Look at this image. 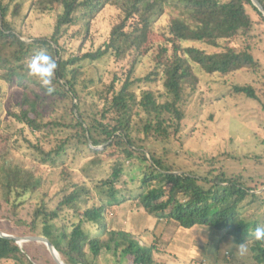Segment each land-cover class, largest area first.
<instances>
[{
	"label": "trees",
	"instance_id": "1",
	"mask_svg": "<svg viewBox=\"0 0 264 264\" xmlns=\"http://www.w3.org/2000/svg\"><path fill=\"white\" fill-rule=\"evenodd\" d=\"M259 1L264 6V0ZM26 3L34 12L52 14L51 34L25 38L19 31L18 20L23 22L26 17ZM106 5L119 9L108 38L96 49L80 52V46V53L68 51L62 42L65 34L73 29V34L85 40ZM249 7L264 21L253 0H0V81L24 91L21 110L15 116L36 131L52 125L63 134L54 138L56 144L49 150L34 145L38 163L60 165L85 159L84 175L100 188L99 201L82 210L89 203L90 186L86 180L71 182L72 190L52 206L35 170L2 153L0 210L6 208V212L0 230L46 236L68 264H100L101 257L115 264H168L157 259L154 244L142 243L131 232L108 225L109 208L137 199L139 206L159 219L187 228L208 225L234 237L238 247H247L254 264H264V240L254 238V229L262 223L249 213L255 202L264 203V194L255 192L259 188L216 167L203 172L176 168L149 144L180 136L186 92L197 88L198 69L229 75L245 67L262 66L250 47L225 46L209 53L187 44L201 40L217 46L219 40L241 30L252 37L255 21ZM170 9L175 13L168 15ZM167 15L170 18L160 28L162 38L156 44L150 39L157 31L155 22ZM152 49V69L145 76H136L139 63ZM41 51L57 62L47 86L26 67ZM112 56H129V66L122 75L114 73L103 87L87 92L101 101L91 106L87 93L81 92L95 82V78L84 76L86 68ZM160 80L163 93L151 87L138 92L143 84ZM234 91L260 101L251 83L235 85ZM50 108L60 116L45 121V111ZM107 152L112 157L108 174L93 177L91 168L101 166ZM27 205L28 218L19 214ZM88 223L97 225L99 233H91ZM37 245L0 236V264H55L45 244L44 256L35 251ZM235 253L232 251V259Z\"/></svg>",
	"mask_w": 264,
	"mask_h": 264
},
{
	"label": "rangeland",
	"instance_id": "2",
	"mask_svg": "<svg viewBox=\"0 0 264 264\" xmlns=\"http://www.w3.org/2000/svg\"><path fill=\"white\" fill-rule=\"evenodd\" d=\"M28 6L29 3H26L23 9V14H26L24 21L18 20L19 31L25 38L51 34L54 26L52 14L34 12ZM248 11L255 21L251 32L252 37L243 34L241 30L232 32L227 38L219 40L217 46L201 40L188 41L187 44L196 45L209 53L219 51L225 46L239 50L250 47L262 66L245 67L229 75L207 73L198 69L197 88L188 87L186 92L184 106L186 116L180 136L163 142L152 140L149 144L169 165L200 172L216 167L217 170H223L229 176H241L243 181L259 188L255 191L257 194H264V21L256 10L249 7ZM167 12L169 15L175 13V10L170 9ZM118 13L119 9L116 6L106 5L93 21L90 33L85 40L82 36L77 37L75 33L73 34L74 31L71 29L65 34L62 42L68 51L72 50L76 53L98 48L108 38ZM168 15L164 16L163 20L160 18L155 22L157 31L152 33L150 39L156 44L161 41L162 36L158 32L169 20ZM80 46L82 47L79 52ZM153 50L148 56L145 55L142 58L135 71L136 76H145L152 69L153 62L150 54ZM129 59V56L126 58L112 56L100 63L88 65L84 76L95 78V82L87 90H82V94L103 87L102 83H109L114 73L122 75L129 66ZM249 83L257 88L260 101L234 91L235 85ZM149 87L159 94L165 89L160 80L143 84L138 88V92L142 88ZM0 94V155L4 153L5 158L22 161L25 166L33 168L35 177L42 179L41 190L47 192L46 199L52 206L72 190L71 182L85 180L90 186L91 193L89 203L84 205L82 210L93 202H98L100 188L93 186L90 178L86 177L82 171L85 159L68 161L60 165L38 163L36 157L39 153L35 151L34 145L40 144L45 150H49L56 144L54 138L63 136L60 128H53L50 125L42 131H36L15 116V113L21 110L24 94L20 87L1 80ZM90 95L91 93L86 94L89 105L92 106L95 102L97 105L101 104L99 96L93 98ZM58 116L60 114L51 108L45 111V121ZM103 158L104 162L101 166L91 168L95 178L106 176L110 170L112 162L110 152H107ZM3 194V190L0 189V198ZM27 206L28 208H21L20 216L29 217L30 207ZM249 209V213L264 224V203L255 202ZM5 212L6 208L0 210L1 221L5 219L2 217ZM106 219L110 228L127 230L140 242L154 244L157 248V259L166 261L168 264H254L249 251L243 254L239 251L240 247L234 237L225 235L208 225L197 224L187 228L168 222L166 219H159L139 206L137 199L109 208ZM86 226L91 233H99L97 225L88 223ZM30 241L37 242L38 250L35 249L37 253L39 252L41 256L47 254L48 247L44 242ZM235 250V257L232 259V251ZM51 256L54 260L52 254ZM98 260L100 264H115V261L107 260V257H101Z\"/></svg>",
	"mask_w": 264,
	"mask_h": 264
},
{
	"label": "clouds",
	"instance_id": "3",
	"mask_svg": "<svg viewBox=\"0 0 264 264\" xmlns=\"http://www.w3.org/2000/svg\"><path fill=\"white\" fill-rule=\"evenodd\" d=\"M26 67L31 76L38 78L43 85L47 86L51 84L55 75L57 62L51 56L41 51L33 55ZM49 91H51V89H49ZM254 238L256 240H264V224L254 229ZM239 251L243 254L246 253L248 249L245 245H241Z\"/></svg>",
	"mask_w": 264,
	"mask_h": 264
},
{
	"label": "water",
	"instance_id": "4",
	"mask_svg": "<svg viewBox=\"0 0 264 264\" xmlns=\"http://www.w3.org/2000/svg\"><path fill=\"white\" fill-rule=\"evenodd\" d=\"M253 2L262 12H264V6L262 5V3L259 0H253ZM0 236L10 238V239H14L19 244H21L24 241H30V240H38V241L44 242L47 245L48 249L50 250L51 254L53 255L56 264H68V263H65L61 259L59 252L55 248L54 244L46 236H43V235L19 236V235L9 234V233L3 232L2 230H0Z\"/></svg>",
	"mask_w": 264,
	"mask_h": 264
},
{
	"label": "bare ground",
	"instance_id": "5",
	"mask_svg": "<svg viewBox=\"0 0 264 264\" xmlns=\"http://www.w3.org/2000/svg\"><path fill=\"white\" fill-rule=\"evenodd\" d=\"M24 242H26V241H24ZM22 243H23V242H22ZM22 243H21V244H22Z\"/></svg>",
	"mask_w": 264,
	"mask_h": 264
}]
</instances>
